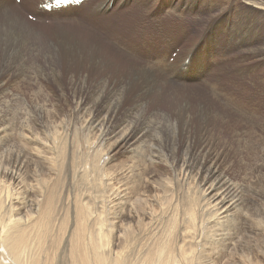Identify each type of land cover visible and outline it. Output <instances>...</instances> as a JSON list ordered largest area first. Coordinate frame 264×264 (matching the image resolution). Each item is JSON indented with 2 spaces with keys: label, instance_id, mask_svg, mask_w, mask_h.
<instances>
[{
  "label": "bare ground",
  "instance_id": "6f19581e",
  "mask_svg": "<svg viewBox=\"0 0 264 264\" xmlns=\"http://www.w3.org/2000/svg\"><path fill=\"white\" fill-rule=\"evenodd\" d=\"M25 1L20 0V5ZM117 1L98 0L95 3H90L91 0H87L81 2L78 6L69 5L51 8L49 12L41 8L38 13L46 16V18L50 17V23H46L45 19L33 22L17 10L15 11L14 9L18 6L14 0H7V2L0 0V123L4 120L2 118L3 113L15 109L19 114V122L24 127L19 135L23 134L27 137L28 146L26 143L25 146H27L26 148L29 147V155L37 154L36 158H42L40 167L37 164L39 160H33L37 167L36 169L33 168L32 172L35 171L37 174H30L31 176H26L27 172L24 171L26 166L20 161L19 154L13 159L14 161L5 158L6 161L4 159V162L0 164V264H194L196 259H200L201 262L204 261V263L199 262L201 264H232V261H227L224 257L223 260L221 259L222 244L234 238L237 239L240 231H243L244 226L248 225V221L251 225L264 226V178L256 175V172L264 169V140H256L255 143L250 144L246 137L239 139L240 150L243 151L253 147L251 151H255V163L247 168L251 171V174L255 173L252 176L245 174L243 176L237 175L234 178L227 173L232 167V162L229 161V149L226 143L220 141L222 146L220 147L211 139L199 146L198 150L192 147L196 139L191 134L190 127L192 124L197 122V126L201 129L205 121L220 120L222 119L219 118L221 116L237 123H252L250 122L252 120L251 116L255 112L252 109L249 112L246 107L242 106V101L241 105L235 102L236 99L232 95L231 99L233 101H221L195 86L188 87V84L192 83L185 82L187 79L185 81L180 79V73L186 74L188 72L194 57L197 55L199 43L196 40L192 42L187 54L185 52L180 54L181 51H178L171 62L167 60L168 54L166 60L159 59L153 66L138 65L133 67L122 63L118 58H114V53L121 52L118 48L122 49V46L118 45V48L114 50L108 47L107 43L103 44L104 41L102 42L101 39L106 38L105 33L107 31L103 35L102 29L98 27L101 29L100 31L95 26V33L100 34V37H102L100 38L89 29L70 26L83 19L91 18L90 16L82 17L81 20H78L75 16H69L65 18L68 20L67 22L55 20L59 15H71V13L66 14V12L83 8L87 4L91 14L104 13V17H107L114 10H117L119 14L125 12L127 7L123 9L122 5H117ZM244 1L247 5L256 2L253 0ZM209 2L205 0L206 5L210 4ZM39 3L44 2L40 0ZM92 5H95V7L91 8ZM249 10L258 13L257 10L252 8H249ZM243 19L241 17L231 28L228 27L229 24L224 26L227 32L222 35L223 40L233 48L243 51L239 54L244 53V59L248 57L249 53H252L258 55V58L264 61V32L255 33L252 27L241 25L240 20ZM212 20L207 24L209 31L213 27ZM55 22L57 24L54 25V28L47 27L51 24L53 26ZM88 22L95 24L92 18ZM88 22H85V24L88 25ZM157 31L159 34L157 37H153L151 33L143 35L141 40L145 39L152 46H157V51H159V47L167 51L169 46L163 47L161 43L168 37L158 26ZM210 37H213L211 32ZM202 38L203 40H200V42L204 41V37ZM113 43L115 44V42ZM167 44L169 45L170 42H167ZM208 45L210 46L209 43H204V46ZM156 50H153L156 53L147 55L153 64L155 63L154 59L159 57V52ZM24 52L28 57L26 59L22 58ZM176 58L180 60L179 63H174ZM131 60L133 61L134 57ZM111 62L121 63L124 66L121 69L114 68ZM137 63L143 62L137 61ZM218 64V58L215 60L212 69L210 68L211 64L209 66V64L199 63L193 72L198 74L211 69V75L222 76L224 72L220 75L218 68L214 70V67ZM9 67L11 74L6 76L4 72ZM230 67H233L235 72L242 74L249 72L247 71L248 67H241L240 65L237 67L230 65ZM219 68H223V65ZM177 69L179 78L176 74ZM92 72L99 75V79L93 85L98 89L103 88L105 94L110 93L114 97V102L107 106V115L100 120L101 125L94 113H90L88 116H78V111L81 110V97L73 96L74 99L71 104H74V106L68 108L65 114L63 109L58 106L54 107L57 104L50 98L51 94L46 91L47 86L43 81L48 77L58 80L62 76L69 75L73 89H85ZM209 72L206 75H209ZM211 75L209 76L212 80L206 82L209 88H213V85H215V79ZM12 78L27 81L32 88L37 89L35 95L29 100L23 91L16 88L11 89L8 82ZM61 93L63 94V92ZM64 93L66 92L64 91ZM163 93L167 96L166 103L169 110L157 108L152 113L154 114L152 120L159 135V144L155 150H146L144 148L145 134L140 122L143 119L140 120V118L149 119V117H146L149 105L156 107L157 102L154 99L160 100L163 98ZM219 102H224L227 111L219 106ZM124 107L127 108L124 113L131 112L125 114L128 119L122 122V126L114 127L109 132V126L113 125L120 109ZM230 112H236V114L233 113L234 116H232ZM216 114H219V117L215 119L212 115ZM15 116H17L16 112ZM16 118L15 120H17ZM68 119H79L83 131H86L85 134L82 133L88 149L85 160L88 159V162L92 165V170L98 172L97 174L100 173V170L105 173H108L109 170H118L117 176L121 183V188L115 191L112 197L104 198L105 203L101 205L99 212V215L101 214L100 219L95 220H97L96 224L100 225L101 220L104 219L103 222L106 223L107 229L100 230L99 228L97 232L94 231L96 234L93 238L91 237L92 242L90 245H88V205L83 204L84 202L77 198L80 195L73 197L71 205H62L58 212L56 208V201L62 202L60 198L63 195L65 196V191L63 193L62 189L66 188L61 187L63 172L70 174L71 170L74 169L73 161L75 154L78 153L76 148L71 149V141L69 140L70 137L77 140L79 127H75L70 131L73 132L70 136L67 129H65L68 126L73 128L72 122H69L68 125L65 124ZM14 122L11 124L14 125ZM16 125L19 124L16 123ZM8 126H10V123ZM11 128L9 129L11 130ZM97 131H99L98 135L96 134ZM43 134L46 136L41 137ZM16 135L18 136V134ZM179 135L182 137L180 143H178ZM0 136L2 135L0 134ZM257 136L259 137V135ZM56 140V145H52L54 142L51 141ZM17 141L16 143H18ZM181 144L184 149L179 152ZM9 145L12 148V145ZM5 146L7 147V145ZM5 154L6 157L10 155L7 152ZM117 154H121V161L118 165H115L117 168L114 169L113 161ZM144 156L148 158V163H143ZM50 161L55 162L57 190L40 185V183L47 182L50 178L45 175L47 173H44L41 168L42 165L47 167ZM222 164H225L222 169L224 171L218 172ZM195 167L196 169L193 170ZM203 168H206V171H203ZM157 171L161 175L160 178ZM202 172H206V175L203 176ZM216 173L221 174L216 175ZM102 174L100 175L102 176ZM72 179L75 181L74 178ZM106 182L108 181L106 180ZM103 183L101 179V182H95L94 185L100 188ZM194 183L202 187L200 198L188 195L190 198L188 197L185 200L182 198L181 203L176 199L174 207L182 204V213L177 215L176 212V214L168 217L167 222H165L164 235L156 240L144 253L138 255L139 257H135L126 250L120 255H112L111 251L128 231L146 224L149 225V222L153 221V212L156 213V210L153 207L151 208L153 204L163 206L171 203L169 201L174 199V194L172 193L168 197L165 196V193L169 190L173 192L172 185H175L177 189H181L185 184L189 186ZM249 187L251 192L245 194L246 189ZM144 192H148V195L142 197L141 193ZM253 195L262 198V202L260 201L261 206L258 205L255 208V206L249 205L251 199H255ZM133 196L134 200L131 201ZM246 198H250L249 201ZM87 202H89V199ZM89 203L91 204V202ZM244 216L248 217V220ZM256 232L264 234V231L261 230L260 232L256 230ZM244 238L247 237L244 236ZM258 239L263 241L264 237H258ZM253 242L252 244H254ZM185 248L191 251L189 255L186 254ZM107 250H110L109 253ZM223 251L228 252V258L230 259L235 256L230 252H237L234 247L230 251ZM239 252L243 253L242 250ZM220 259L222 260L221 263ZM247 261L248 263L245 262V264H261L260 261L255 260V256L248 257Z\"/></svg>",
  "mask_w": 264,
  "mask_h": 264
},
{
  "label": "rangeland",
  "instance_id": "374dc122",
  "mask_svg": "<svg viewBox=\"0 0 264 264\" xmlns=\"http://www.w3.org/2000/svg\"><path fill=\"white\" fill-rule=\"evenodd\" d=\"M5 1L7 2V0H5ZM39 1L26 0L22 5H20L21 2L19 3V2L15 1L17 3L18 7L15 9L13 8V9L15 11L17 10V12H19L24 17H26L27 19H29L33 22L34 21H41V20L45 19L46 23H50V17L46 18V16H44V15L42 16L38 13L39 9L41 8ZM97 1L98 0H91L90 3H95ZM206 1H210L209 2L210 4L206 5L205 0H150V1L149 0H118L117 5H122L123 9L127 7L126 11L123 13H120V14L117 12V10H114L116 8H114L113 9L114 11L112 13L108 14L107 17L103 16L104 13H100V14L99 13H93V14H91L88 10V4H87V5L83 6V8L74 9L71 12L67 11L66 14L71 13V15H68V16L59 15L56 17L57 19H55V20H60L61 22H67L68 20L65 18H67L69 16H75L78 18V20H81L82 17L90 16L92 18L93 23H95V24L98 23L97 25L92 24L91 22H88L89 20H91V18H87V19H83L82 21H79L76 24H73L70 26H76L79 29L80 28L81 29L85 28L86 30L89 29L90 31H93V33H95V31H96L95 26H97L98 30L101 31V29H102L103 35H104L105 31H107L105 33V35H106L105 39L100 37L101 36L100 34H97V33H95V34L98 37L102 38L101 39L102 42L104 41L103 44L107 43L108 47H111L114 50L118 48V45L122 46L123 47L122 49L118 48V50H121V52L114 53V58H118L122 61V63H124L128 66H133V67L138 66V65H145V66H151L152 65L153 66L156 64L157 60H159V59L166 60L168 57V54H169V57L167 60L169 62H171L174 59V57L176 56L178 51H181L180 54L183 52H185L187 54V51H189L190 46L192 45V42L196 40V42L199 43L198 51L196 53L197 55L194 57V60H193L191 66H190V68L186 74H182L179 72L181 74L180 79L182 81H185L187 79L185 82L192 83V84H188V87H194L195 86L201 90H204L205 92L209 93L210 95L217 97L221 101H225V100H232L233 101V99H231V95L236 99L235 102H238L240 104L242 101L243 102L242 106L246 107L249 112H250V109L255 111L253 113V115L251 116V119L253 121L251 119H250L251 121L250 120H248V121H250L254 125L255 124L256 125L254 126L252 123H249L248 121H247L248 123H241V122L237 123L231 119L223 118V116H221V115H220L221 117H219V114L212 115V117H215V119L218 117L222 118V119H220V120L219 119L207 120L208 122L205 121V123L202 124V128H201L202 130L200 129L199 126H197L198 125L197 122L192 124V126L190 127L191 134H192L193 138L194 137L196 138V139L194 138L195 140H194L192 147H193V149L195 148L198 150L199 146L204 144L205 141L211 140V139H212L211 140L212 142H214L216 145H219L220 147H222L220 144V141L223 143H226V145L228 146V149H229V151H228L229 161L232 162V167L227 172L229 174V176L232 178H234L237 175L243 176L245 174L252 176L255 172L253 174H251V171L247 170V168L250 165H253L255 163V159H254L255 151L254 150L251 151V149L253 147H251V149H247V150H243V151L240 150L241 147L239 144V139L246 137V139L249 141L250 144H252V142L255 143L256 140H260V139L264 140L263 139V137H264V129H263V127H264V122H263L264 121V61H262L260 58H258V55H253L252 53H249L250 56L248 55V57L246 59H244V53L239 54L243 51H240V49H238V48H233L229 43L225 42L223 40L224 37H222V35H225L227 32L226 28H224L225 25L229 24L228 27L231 28L232 25L235 24L237 21H239V19L241 17L244 18L243 20H240L241 25L252 27L254 29L255 33L264 32V4H263L264 0H253L256 2H260V3L251 2L250 3L251 5H247L244 0H206ZM260 6H263V7H260ZM5 7H6V5H5ZM90 7L94 8L95 5H92ZM8 8H9V6H8ZM249 8H252L253 10H257L258 13H253L252 11L249 10ZM149 11H151V12H149ZM28 16H33V18H36V20L31 19ZM217 17H219V18H217ZM213 18H215V19H213ZM102 20H103V22H102ZM211 20H212L211 23L213 24V27H212L211 31H209V29H207V24ZM57 22H55L53 24V26L51 24V25H48L47 27H51V28L53 27L54 28L55 27L54 25L57 24ZM61 22H58V23H61ZM85 22H88V25H86ZM64 24H66V23H64ZM157 26L159 29H162L168 37V39H165V41L161 43V45L163 47L169 46L167 51H164L162 47H159V51H157L156 50L157 46H152L149 43V41H147L145 39L141 40L143 35L145 36L146 34H151V33H152L153 37H157V35H159L158 31L156 32ZM98 27H100L101 29H99ZM217 28H218L219 35L217 32ZM210 32H211L213 37H210ZM182 33H186V34H182ZM202 37H204V41L200 42V40H203ZM113 42H115V44ZM167 42H170V44L168 45ZM109 43L112 46H110ZM204 43H207V44L209 43L210 46L209 45L204 46ZM154 49L157 52H159V57L154 59L155 63L153 64L151 62L150 58L147 57V55L153 54L155 52V51H153ZM127 56H128V58H127ZM133 57H134V60L132 61L131 59H133ZM22 58H24V59L28 58L26 56L25 52L23 53ZM217 58L219 59V64L217 66H215L216 68L214 67V70L218 68L220 75L224 72V74L222 76L210 74L211 73L210 70L214 66L215 60ZM220 58H221V60H220ZM241 60H242V62H241ZM134 61H136V62H134ZM137 61H140L143 63H137ZM176 62L179 63L180 60H178V58H176L174 63H176ZM111 63L113 64L112 66L114 68H120L121 69L124 66L121 63H119V64H116L114 62H111ZM199 63L200 64H209V66L211 64L212 65V66H210L211 69H209L208 71H205V72H200L198 74H194L193 71H194L195 67L197 65H199ZM222 65H223V68H219L220 66L222 67ZM230 65L236 66V67L239 65L241 67H243V66L248 67L247 71H249V72L247 74L235 72L234 68L230 67ZM229 68H231V69H229ZM208 72H209V75H211L215 79V85H213V88H209L208 84H206V82L208 80H212L209 75H206V73H208ZM4 74L6 76H9L11 74L10 67L5 70ZM176 74L178 77V69L176 71ZM163 75H166V74H163ZM217 77H218V79H216ZM69 78H70L69 75H66V76H62L58 80H55V79L53 80V78H51V77L43 79L44 83L47 86L46 91L50 92V94H51L50 98H52L53 99L52 101L57 104L54 107L58 106L59 108L63 109V111H64L63 113L65 114L67 112L68 108L74 106V104H71V103H72V100L74 99L73 96L75 95V97H81V99H82V103L80 106L81 110L78 111V116H88V114L94 113L96 115V118L98 119V122H100L101 119H104L105 115H107V110H108L107 106H110L111 103L114 102V97L110 93L105 94L104 91L102 90L103 88L102 89L99 88L100 89L99 90L98 87L96 88L93 85L94 82L97 79H99V75L97 73L95 74V72H92L91 76L88 79L87 88H85V89L84 88H78V89L74 88L73 89L72 82L70 81ZM164 79H166V78H164ZM20 81L21 80L19 78H12L9 80L8 85L11 89L16 88V89H19V91L20 90L23 91L26 94L27 99L30 100L35 95V91L37 89L34 87L32 88L31 85L27 81L26 82L25 81L20 82ZM18 82H20V83H18ZM23 82H24V84H23ZM28 84H29V86H28ZM70 87H71V89H70ZM72 90H73V92H72ZM64 91L66 93H64ZM61 92H63V94ZM100 93H102V94H100ZM63 95H66V96H63ZM153 97H155V96H153ZM162 97L163 98H161L160 100L154 99L157 102L156 107H154L153 105H149V107L147 109L148 113L146 112V117L147 118L149 117V119L140 118V120L143 119L140 122H141V128L143 127L142 129H143V132L145 134V140L146 141L144 144L145 145L144 148L146 150H149V149L155 150V149H157V145L159 144V135H158V132L156 131L155 123L152 120L154 118L153 117L154 114H152V113H154L155 110H157V108H160L161 110H167V111L169 110L168 105L166 103V97L167 96H165L163 93ZM108 98H109V100H108ZM158 104H160V105H158ZM219 106H221V108L223 110L227 111V109L225 108L226 105L224 104V102H219ZM86 107L88 110L85 109ZM55 110L57 111V109H55ZM124 110H127V108L124 107L123 109H120L119 114H117L113 125L109 126V128H108L109 132L111 130H113L114 127L118 128V127L122 126L123 125L122 122H125V120L128 119V118H126L127 116L125 114L131 113V112L128 111V112L124 113ZM14 111L16 112L17 116H15ZM0 113H1V111H0ZM233 113L236 114V112H230V114L232 116H234ZM119 115H121V116L119 117ZM2 116H3L2 118L4 119L3 120L4 123L3 122L0 123V134L2 135V136H0V164L4 162L3 160L5 158L9 161H11L10 159H12V161H14L13 159H15L16 155L19 154L20 159H21L20 161H22L24 166H26V169L24 167L25 173L27 172L26 176H31L30 174L33 175L35 173V171L34 172H32V171L34 169H36V167H37L36 163L33 160H39V162H37V164L40 167V163L42 162L40 160H42V158L41 159H38V157L36 158L35 156H37V154L29 155L30 154V150L28 149L29 147L26 148L28 146V143H27L28 139L22 133H21L22 134L21 136L19 135V132H22L24 130V127H22L23 124L21 122H19V118H18L19 114L17 113V111L15 109H10L9 112L7 111L6 113H3ZM6 118H7V120H6ZM15 118L18 121L15 120ZM119 120H121V121H119ZM13 121H15L14 125L11 124V123H13ZM69 122H72L73 128L68 126V127H65V129H67L68 134H70V136H72V134H73V132H70V131H72L75 127L76 128L79 127L78 135L80 138L78 137L77 140H74V139H71V137H70V140H69V141H71V149L76 148L78 153H76L75 157H74V161H73L74 169L71 170L70 174L63 172V179L61 181V184H62L61 187L66 188L68 191L66 189H62L63 193L65 191V193H64L65 196L62 193L63 196H62V198H60V201H62V202L56 201V208L58 209L57 210V212H58L62 205H64V206L71 205V201H72L73 197L75 195L76 196L80 195L77 198L80 199L81 201H83L84 202V203L82 202L83 204L88 205V217H89L88 218V225H89L88 226V236H89L88 237V245H90L92 242L91 240H92L93 236L96 234V232L99 230V228H100V230H104L105 228L107 229L106 223L103 222L104 219L101 220L102 225L96 224L97 220L100 219L99 216L101 215V214L99 215L100 207L103 203H105V199H107L110 196L112 197L113 193L121 188V183H120L118 176H117L118 170H109L108 173H105L104 171L100 170L99 174H97L98 172H94L92 170V165L88 162V159L85 160V154L88 153V149L86 146V141L83 139L82 135L85 134L86 131H83L81 124L79 122V119H74V120L68 119V120H66L65 124L67 123V125H68ZM149 122H151V123H149ZM9 123H10V126L13 128L8 126ZM16 123L19 125H16ZM120 123H122V124H120ZM100 125H101V122H100ZM251 127H254V128H251ZM1 128H2V133H1ZM9 128H11V130ZM260 129L262 130V132ZM17 130H18V132H17ZM49 130H50V128H49ZM259 130H260V132H258ZM13 131H15V132H13ZM3 132H6V133H3ZM10 132H12L13 134ZM15 133L18 134V136ZM98 133H99V131L96 132L97 135H98ZM257 133H259V134H257ZM257 135H259V137ZM16 136H17V139H16ZM42 136H46V135L43 134V135H41V137ZM4 139L6 140V142ZM23 140H24V142H23ZM181 140H182V137L179 135L178 143H180ZM16 141L18 143H16ZM8 142H10V143H8ZM51 142H54V143H52V145H56L57 140L51 141ZM51 142H50V144H51ZM25 143L27 146H25ZM8 144H11L12 148L10 147V145L8 146ZM15 144L18 146V148H16L17 146ZM5 145H7V147ZM146 145H148L150 147H148V146L146 147ZM22 146H25V147H22ZM180 147L181 148H180L179 152H181L182 149H184L182 144ZM15 148L18 150H16ZM5 150H7L6 151L7 154L8 153L10 154L9 155L10 158L8 156L7 157L5 156L6 155ZM19 150L22 153L25 152L26 154L25 153L22 154L21 152L19 153L18 152ZM3 152H4V154H3ZM79 157H80V159H79ZM24 158L26 159L27 164H26ZM6 159H5V161H6ZM31 159H32V161H30ZM143 159H144L143 160L144 164H145V162L146 163L149 162L147 157L144 156ZM120 161H121V154H117L115 160L113 161L114 169L117 168V166L115 167V165H118ZM48 163L49 164L47 165V167L42 165L41 168L43 170L42 169L41 170L44 173H47L45 175L50 177V178L47 182L40 183V185L43 187H48V188L50 187V189H53V190H57L55 162L50 161ZM224 167H225V164H222L220 167V170L218 172H223L224 170H222V169ZM44 168H45V170H44ZM195 169H196V167L193 170H195ZM83 170L85 173L83 172ZM202 170L206 171V168H203ZM262 171L264 172V169ZM262 171L256 172V175L264 178V173ZM101 173H103L102 176L100 175ZM35 174H37V173H35ZM202 174H203V176H205L206 172H202ZM219 174H221V173H216V175H219ZM157 175L159 176V178L161 177V175L159 174V171H157ZM72 178H74L75 181H73ZM112 178H113V180H112ZM101 179H102V183L103 182H105V183H103L100 188H97L96 185H94V184H95V182L96 183L101 182ZM106 180L108 182H106ZM183 186H184L183 188H185V189H183V188L177 189L175 187V185H172L173 192L171 190H169L165 193V196L167 195L168 197H170L172 195V193L174 194V199L169 201L171 203H169V205L165 204L163 206L153 204L151 206V208L153 207V209L156 210V213L153 212V221L149 222V225L146 224L140 228H133L132 230L128 231L127 234L125 236H123V239L117 243V246L113 248V250L111 251L112 255H114V254L120 255L124 251L127 250L128 252L132 253L133 256L139 257L156 240L161 238L164 235L165 224H166L165 222H167L168 217H170V215H172V214H176V212H177V215L182 213V210H183L182 204L174 207V205L176 204V199H178L179 202L181 203L183 200L188 199L189 196L190 197L196 196L197 198L199 196H201V188L202 187H200L199 185L194 183V184H191L189 186H187L186 184ZM187 188H189V190H187ZM249 189H250V187L246 189L245 194L251 192V190H249ZM186 191H188V192H186ZM87 194H89V195H87ZM186 194H187V196H186ZM141 195H142V197H144L145 195H148V192L141 193ZM83 196H85V198H83ZM253 196L256 200L251 199L252 201H250L251 203H249V205L255 206V208L258 205L261 206L262 198L257 197L256 195H253ZM86 197H87V199H86ZM90 197H91V200H90ZM95 197H96V199H95ZM133 198H134V196L131 198V201L134 200ZM182 198H183V200H182ZM88 199H89V202H91V204L89 202H87ZM246 199H247V201H249L250 198L249 199L246 198ZM95 202H97V203H95ZM99 203H100V205H99ZM255 203H257V204H255ZM90 205H92V206H90ZM93 207H94V210H93ZM168 208H169V210H168ZM175 208H176V210H175ZM177 209H178V211H177ZM165 211H166V214H165ZM96 213H97V215H95ZM244 218H246V217L244 216ZM95 219H97V220H95ZM246 219L248 220V217ZM91 223H92V225H91ZM96 226L98 227V229ZM253 227L255 229L254 231H253ZM263 227L251 225L248 221V225L244 226L243 231H240V235L237 236L239 239L234 238L232 240L225 242L229 245L232 243L231 244L232 246L230 245V247H229V245H226L225 243L222 244L223 250L230 251L234 247V250L237 252H235V253L230 252V253L235 254L234 258H231V259L228 258V254H227L228 252L222 250L221 259L223 260L225 258L227 261L230 260V261H232V264H245V262L248 263V261H247L248 257L255 256L256 261H260L261 264H264V244H263L264 240L261 241L258 239V237L259 238H261L262 236L264 237V234H262L260 232V230L264 231ZM246 230H248L249 232ZM256 230L259 231L261 234L260 233L258 234V232H256ZM94 231H96V232H94ZM250 232L252 233V235ZM241 234H242V236H241ZM248 234L250 236H247ZM257 234H258V236H257ZM244 236L247 238H244ZM150 240H151V242H150ZM237 240H239V242L236 243ZM253 240H254V242H253ZM252 242L254 244H252ZM136 243H137V245H135ZM125 247H126V249H125ZM138 248H141V249L139 250ZM240 250H242L243 253H240L239 252ZM109 251L107 250L108 253H109ZM185 251H186V254H188V255L191 253V251L187 248H185ZM246 252H248V253H246ZM221 259H220V263L222 262ZM199 262H201L200 259H196L194 261V264H201L202 262L204 263V261H202L201 263H199Z\"/></svg>",
  "mask_w": 264,
  "mask_h": 264
}]
</instances>
